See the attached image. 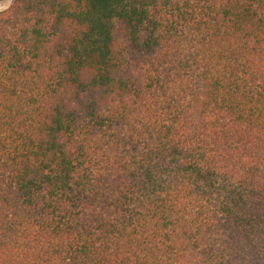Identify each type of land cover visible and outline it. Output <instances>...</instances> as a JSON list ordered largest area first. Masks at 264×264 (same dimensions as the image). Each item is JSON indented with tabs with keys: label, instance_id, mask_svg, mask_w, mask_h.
Wrapping results in <instances>:
<instances>
[{
	"label": "trees",
	"instance_id": "16d2710c",
	"mask_svg": "<svg viewBox=\"0 0 264 264\" xmlns=\"http://www.w3.org/2000/svg\"><path fill=\"white\" fill-rule=\"evenodd\" d=\"M0 264H264V0L0 12Z\"/></svg>",
	"mask_w": 264,
	"mask_h": 264
},
{
	"label": "rangeland",
	"instance_id": "374dc122",
	"mask_svg": "<svg viewBox=\"0 0 264 264\" xmlns=\"http://www.w3.org/2000/svg\"><path fill=\"white\" fill-rule=\"evenodd\" d=\"M14 1L15 0H0V8H3V11H5L13 4Z\"/></svg>",
	"mask_w": 264,
	"mask_h": 264
},
{
	"label": "clouds",
	"instance_id": "9594fccd",
	"mask_svg": "<svg viewBox=\"0 0 264 264\" xmlns=\"http://www.w3.org/2000/svg\"><path fill=\"white\" fill-rule=\"evenodd\" d=\"M4 9L3 8H0V11H3Z\"/></svg>",
	"mask_w": 264,
	"mask_h": 264
}]
</instances>
